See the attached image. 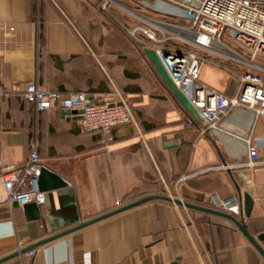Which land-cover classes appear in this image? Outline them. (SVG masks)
I'll return each instance as SVG.
<instances>
[{"label":"crops","instance_id":"0c3cea01","mask_svg":"<svg viewBox=\"0 0 264 264\" xmlns=\"http://www.w3.org/2000/svg\"><path fill=\"white\" fill-rule=\"evenodd\" d=\"M107 4L0 0V157L7 164H22L36 138L42 163L68 181L45 192L36 220H27L23 207L2 202L0 260L18 252L19 245L24 249L150 195L168 192L174 199L207 202L216 196L243 206L238 179L246 168L248 145L235 134L247 128L248 113L231 109L220 129L206 134L188 126L190 119L199 121L148 58L152 42L129 32L139 26L141 15L131 10L127 15L133 19L119 16ZM144 11L143 26L154 29V12ZM226 54L242 59L233 51ZM202 61L201 81L228 97L240 92L244 71L255 70L264 78V62L254 63L259 69ZM33 81L47 89L86 92L100 102H114L122 94L141 134L133 124L119 125L115 141L103 149L100 132L82 130L79 111L55 107L36 113L24 98ZM251 144L263 163L244 190L254 200L252 214L237 217L257 238L264 234V116L254 126ZM129 195L133 198L124 201ZM260 244L264 248V241ZM21 259L24 264H264V255L232 220L164 199L75 230L39 246L30 257L18 255L0 264Z\"/></svg>","mask_w":264,"mask_h":264},{"label":"built area","instance_id":"2783aa9c","mask_svg":"<svg viewBox=\"0 0 264 264\" xmlns=\"http://www.w3.org/2000/svg\"><path fill=\"white\" fill-rule=\"evenodd\" d=\"M149 1L179 10L186 25L155 19L151 20L155 25L154 29L138 26L129 32L135 37L143 35L152 42V49L157 53L169 77L197 111L200 117L199 131L206 134L220 129L221 120L231 109L244 108L249 115L247 128L235 134L248 145L246 168L238 179L243 197L244 190L252 184V175L263 163L258 150L251 144V136L257 120L264 116V78L255 70L244 71L240 77V92L228 97L201 81L203 61L188 46L222 58H230L226 52L233 51L242 58L240 60L244 64L262 68L252 60H264V0ZM202 37L206 39L205 42L200 40ZM224 37L235 43L242 54L234 50ZM172 42H181L187 46L174 48L166 45ZM246 54L250 60L245 58ZM24 98L32 103L36 113L55 107L79 111L82 130L100 132L103 149H108L113 144L114 129L119 125L133 124L141 134L131 104L122 94L114 102H100L93 100L86 92L67 93L47 89L33 81L27 84ZM186 124L195 126V121L190 119ZM37 146L35 138L30 155L22 164H7L0 157V186L4 192V198L0 197V206L3 201L10 205L17 202L21 207L29 202H35L38 206L45 203V192L38 185V177L45 165ZM224 168L231 169L227 164ZM213 200L216 208L235 216L243 212V206L235 199L220 200L214 196ZM21 250L19 245L18 252ZM34 253L35 250H30L19 255L30 257ZM16 264L24 262L21 259Z\"/></svg>","mask_w":264,"mask_h":264},{"label":"water","instance_id":"95a60500","mask_svg":"<svg viewBox=\"0 0 264 264\" xmlns=\"http://www.w3.org/2000/svg\"><path fill=\"white\" fill-rule=\"evenodd\" d=\"M146 53H147V56L150 59L151 63L154 65V67L156 68V70L158 71V73L160 74L162 79L169 85V87L171 88V90L173 91L175 96L185 106V108L188 111H190L193 114V116L200 122V117H199L197 111L193 108V106L191 105V103L189 102L187 97L173 83V81L169 77L168 73L166 72L165 68L163 67V65H162L157 53L155 52V50L149 48V49H146ZM38 185H39V189L42 192H46L49 190H54V189L65 187L68 185V181L65 180V178H63L58 173H56V172L52 171L51 169H49L48 167L44 166V167H42L41 173L38 177ZM154 199H164V200H168V201H173L177 204L184 205L188 208L196 209V210L203 211V212H208V213L219 215V216H222V217H225V218L232 220L233 222H235L238 225L240 230L255 245V247H257V249L264 255V248L260 244V241H264V234H260L257 238L254 237L248 231V229L245 226V224L243 223V221L240 220L237 216H235L229 212H226L222 209L211 208V207H207V206H203V205H199V204H194V203H190L187 201H183L181 199H174V198L167 196V195H150V196H146V197H143L141 199H138V200H136L132 203H129L127 205H124L122 207H119L117 209H114L112 211H109L107 213H104L98 217L91 219V220L82 221L77 226L72 227L70 229H66V230H64L60 233H57L55 235H52L46 239L38 241L37 243L32 244L29 247L22 249L20 252H16L9 257L1 259L0 262L14 258L21 253H25V252L30 251V250H35L39 246L44 245L46 243H49L53 240H56L62 236L69 234V233H72L75 230H78L80 228H83L85 226L93 224L95 222L101 221V220L106 219L108 217H111L117 213L128 210L130 208H133L135 206H138L140 204H143L147 201L154 200ZM13 205L15 207L19 206L17 202H14ZM253 206H254L253 198L248 193H244V195H243V213L246 215V217L251 216L252 211H253ZM23 209H24L27 220L31 221V220L39 219L40 209H39V206L35 202L25 203L23 206Z\"/></svg>","mask_w":264,"mask_h":264},{"label":"rangeland","instance_id":"374dc122","mask_svg":"<svg viewBox=\"0 0 264 264\" xmlns=\"http://www.w3.org/2000/svg\"><path fill=\"white\" fill-rule=\"evenodd\" d=\"M114 1L116 3H114ZM139 1L140 2H138L137 4L133 3V5H132L128 0H108L107 5L109 6L110 9H112L113 11L118 13L119 16L125 15V17H127L128 16L127 13H129V12L132 13V11H134L135 13H137L141 16H146V15H144V12H145L144 10L150 8L152 10V12H154V14H155V19L163 20V21H169V22H175V23L180 24V25H186V22H183L184 20H182V21L180 20V19H182L180 12L174 11L170 7H168V8H170V11H168V10H166L167 6H165L162 3L156 2V1H149V0H139ZM136 16L138 17V15H136ZM141 16H139V20H138L140 23L139 26L144 27L142 22H144V21L147 22L146 21L147 19H145ZM128 17H129V19H133L130 16H128ZM135 20H137V19H135ZM158 33L161 34V32H158ZM186 34H189V33H186ZM224 39L226 41H228L226 37H224ZM228 42H230V41H228ZM229 45L234 50H236L237 52L242 54V52L240 51V49L238 48V46L235 43L230 42ZM188 47L191 50L197 52V54H199V57L201 58V60H202V58H204L207 60L215 61V63H245V62L241 61L240 59H237V58L232 57V56H230V58H222V57H220L214 53H209V52H206V51L201 50L199 48H195V47L190 46V45ZM245 58H247L248 60L251 59L250 57H248L247 54L245 55ZM252 61L256 62V63L264 62V60H262V59H255ZM164 194L167 195L169 193L164 192ZM140 196H143V195H140ZM132 198H133V195H129L124 199V201L131 200ZM210 199H211V202H210V200L207 202L204 199H189V201L199 202L203 205H212L213 206L215 204L214 200L212 198H210Z\"/></svg>","mask_w":264,"mask_h":264},{"label":"trees","instance_id":"16d2710c","mask_svg":"<svg viewBox=\"0 0 264 264\" xmlns=\"http://www.w3.org/2000/svg\"><path fill=\"white\" fill-rule=\"evenodd\" d=\"M149 48V47H148ZM194 121H195V126H199V123L195 120V119H193ZM187 202H190V203H194V204H199V205H203V204H201V203H199V202H193V201H189V200H186ZM128 202V201H127ZM125 205H126V203H125ZM203 206H206V205H203Z\"/></svg>","mask_w":264,"mask_h":264},{"label":"bare ground","instance_id":"6f19581e","mask_svg":"<svg viewBox=\"0 0 264 264\" xmlns=\"http://www.w3.org/2000/svg\"><path fill=\"white\" fill-rule=\"evenodd\" d=\"M200 40H203L204 42L206 41V39L204 37L200 38Z\"/></svg>","mask_w":264,"mask_h":264}]
</instances>
